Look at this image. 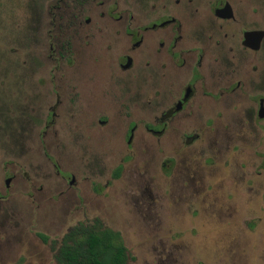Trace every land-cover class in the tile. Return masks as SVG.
I'll list each match as a JSON object with an SVG mask.
<instances>
[{"label":"rangeland","instance_id":"1","mask_svg":"<svg viewBox=\"0 0 264 264\" xmlns=\"http://www.w3.org/2000/svg\"><path fill=\"white\" fill-rule=\"evenodd\" d=\"M60 5L0 0V38L21 48L0 49V264H56L52 242L95 220L121 234L129 264H264L259 106L225 97L223 106H186L163 123L171 106L100 99L97 87L119 81L116 63L132 40L118 27L94 40L93 23L106 19ZM149 37L136 55L151 49ZM254 61H241V98ZM139 72L121 80L150 98ZM148 125L165 131L151 134Z\"/></svg>","mask_w":264,"mask_h":264},{"label":"flooded vegetation","instance_id":"2","mask_svg":"<svg viewBox=\"0 0 264 264\" xmlns=\"http://www.w3.org/2000/svg\"><path fill=\"white\" fill-rule=\"evenodd\" d=\"M59 1L64 7L72 4L78 10L84 9L79 16L85 14L87 9L91 14H100L101 21L106 19V23H93L100 33L92 35L94 40L107 37L112 27L125 31L126 36L132 40V44L124 49L116 63L119 81L108 91L104 88L100 91V86L97 87L100 99H113L117 106H171L162 114L161 120L165 123L181 113L186 106H223L225 97L231 98L235 106V100L247 101L249 97L253 106H259L256 117L264 119L260 117V111L264 109V0ZM45 21L47 24L48 19ZM85 22L89 26L93 25L91 18H87ZM78 25L83 26L81 21H78ZM150 33L155 35L151 49L144 56L136 55V50L143 48L146 52L150 48ZM250 33L257 35L247 38ZM0 43L5 48H0L1 50L9 51L7 48L13 46L1 38ZM16 47L11 48L15 53L21 50L17 47L16 51ZM250 59L257 61L252 65L250 87L243 93L245 98H241L240 77L247 74L241 71L240 64L241 61ZM93 61L95 62V58ZM46 63L44 51L40 65ZM133 71H140L146 77L145 83L151 82L150 98L143 94V85L140 84L131 92V84L122 82L121 76ZM225 84L229 86H224ZM99 123L104 124L106 121L101 120ZM137 127L136 124L130 125L128 145H131ZM147 131L161 135L165 130L160 131L148 125ZM187 138L192 139L190 136ZM123 171V165L117 167L113 173L114 178L119 179ZM10 180H7V187ZM74 183L75 178L72 177L70 185ZM37 235L44 244H50L47 235ZM41 235L47 237L48 241L45 242ZM63 238L60 244L52 242V246L55 245L52 249L56 264H59L56 256ZM130 259L129 254V261Z\"/></svg>","mask_w":264,"mask_h":264},{"label":"trees","instance_id":"3","mask_svg":"<svg viewBox=\"0 0 264 264\" xmlns=\"http://www.w3.org/2000/svg\"><path fill=\"white\" fill-rule=\"evenodd\" d=\"M41 237L48 241L47 237ZM56 258L59 264H129L121 234L104 227L99 220L71 229L64 236Z\"/></svg>","mask_w":264,"mask_h":264},{"label":"water","instance_id":"4","mask_svg":"<svg viewBox=\"0 0 264 264\" xmlns=\"http://www.w3.org/2000/svg\"><path fill=\"white\" fill-rule=\"evenodd\" d=\"M256 35H257V33H250V34H248L246 37L249 38L250 36H256ZM260 117H261V118L264 117V109H262V110L260 111Z\"/></svg>","mask_w":264,"mask_h":264}]
</instances>
